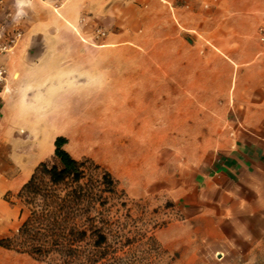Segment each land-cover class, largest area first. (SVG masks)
<instances>
[{
	"label": "crops",
	"instance_id": "0c3cea01",
	"mask_svg": "<svg viewBox=\"0 0 264 264\" xmlns=\"http://www.w3.org/2000/svg\"><path fill=\"white\" fill-rule=\"evenodd\" d=\"M125 1L136 6L134 19L140 18L135 13L145 7L150 15L161 7L172 11L180 40L187 46L190 42L191 48L181 53L185 63L180 72H193L194 81L187 76L157 82V72H173L170 65H109V57L121 56L119 49L69 47L84 46L92 37L118 35L119 0H66L57 7L43 0H0L3 34L21 30L12 50L0 53V65L6 68V79L0 84V126L4 122L0 207L11 208L4 195L28 179L42 156L40 140L26 151L23 139L13 141L10 124L5 130L6 122H23L14 132L26 136L52 137L54 147L58 135H88L91 114L101 109L93 106L110 102L119 104V124L109 126L105 120L98 126L101 131H119V137L152 136L155 118L144 114L154 111L149 101L157 88H195V102L181 92L178 113L181 121H188L189 107L191 120L197 122L203 121L201 98L206 89L214 100L212 112L228 122L227 137L197 168L189 186L183 187L185 218L195 228L205 221L204 227L212 233L210 244L198 246L205 249L204 256L225 257L233 264H264V46L259 40L264 0ZM173 21L170 18L176 27ZM141 73L147 75L141 77ZM109 95L116 101H109ZM61 117L72 122L73 132L50 130L48 122ZM6 144L21 147L25 154H5ZM26 169L28 174L21 179ZM5 217L0 223H6ZM4 224H0V237ZM230 248L237 251L233 256L227 254ZM11 252L0 246V264H21Z\"/></svg>",
	"mask_w": 264,
	"mask_h": 264
},
{
	"label": "rangeland",
	"instance_id": "374dc122",
	"mask_svg": "<svg viewBox=\"0 0 264 264\" xmlns=\"http://www.w3.org/2000/svg\"><path fill=\"white\" fill-rule=\"evenodd\" d=\"M132 5V2L119 0L118 35L111 33L107 37H92L84 42V46L75 44L69 47L119 49L121 56L109 57V65H170L173 72H157V82L168 78L173 82L181 81L187 76L188 81H194L193 72H180V66L185 63L181 53L191 48L190 42L187 46L180 40V26L172 11H164L161 7L150 15L145 7L135 13L140 18L134 19L136 6ZM170 18L176 27L171 25ZM192 44L196 45L194 41ZM223 74L221 81L225 80ZM143 75L147 74L141 73V77ZM155 91V98L149 101L154 111L144 114L155 118L152 123L154 135L119 137V131H108L109 134L101 131L98 126L105 120L109 126L119 124V104L109 102L107 105L93 106V109H101L93 110L91 114L89 134L65 136L67 142L64 147L76 158H91L109 170L117 180L119 193L126 201V207L121 208L122 214L119 216V264H233L227 262L225 257L221 259L214 255L213 259L204 256L205 249H198L203 242L211 243L212 233L204 227L205 221H199V227L195 228L194 222L185 218L181 200L183 187L189 186L197 168L207 162L212 150L226 139L228 122L220 113L212 112L210 104L214 100L209 90H203V121L198 122L191 120L189 107L188 121H181L178 113L183 103L181 92L189 101L195 102V88H157ZM110 97L109 101H116ZM48 123L52 132H73L70 130L72 122L68 118L61 117ZM3 124L2 121L0 128H3ZM8 124L13 128V141L15 137L23 139L26 151H31L35 141L40 140V161L53 160L52 137L44 135L39 138L14 132L15 126L23 125L19 121L6 122L5 130ZM169 126L170 130L167 129ZM14 151L25 154L21 147L12 144L4 146L5 154ZM27 174L26 169L21 179ZM19 188L4 195L11 208L4 210L0 207V213L5 212L0 215V222L6 216V223H0L5 226L1 237L10 235L19 225L20 203L16 197ZM234 252H237L234 248L227 250L229 256H233ZM10 254L20 258L21 264H49L14 250Z\"/></svg>",
	"mask_w": 264,
	"mask_h": 264
},
{
	"label": "trees",
	"instance_id": "16d2710c",
	"mask_svg": "<svg viewBox=\"0 0 264 264\" xmlns=\"http://www.w3.org/2000/svg\"><path fill=\"white\" fill-rule=\"evenodd\" d=\"M66 142L56 136L53 160L40 161L20 186V222L0 246L49 264H119L126 201L117 180L91 158L74 157Z\"/></svg>",
	"mask_w": 264,
	"mask_h": 264
},
{
	"label": "built area",
	"instance_id": "2783aa9c",
	"mask_svg": "<svg viewBox=\"0 0 264 264\" xmlns=\"http://www.w3.org/2000/svg\"><path fill=\"white\" fill-rule=\"evenodd\" d=\"M55 2L53 6L57 7L62 5L66 0H43ZM21 37V30L14 29L12 32L4 35L0 28V53L8 52L12 50L15 44L18 42ZM259 40L264 45V28H261L259 31ZM6 79V68L3 65H0V84H2Z\"/></svg>",
	"mask_w": 264,
	"mask_h": 264
}]
</instances>
